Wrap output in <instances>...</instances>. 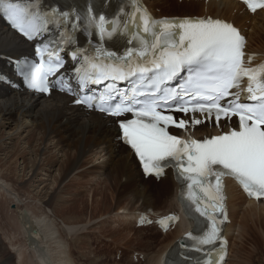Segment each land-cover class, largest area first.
Returning a JSON list of instances; mask_svg holds the SVG:
<instances>
[{"label": "snow or ice", "instance_id": "obj_1", "mask_svg": "<svg viewBox=\"0 0 264 264\" xmlns=\"http://www.w3.org/2000/svg\"><path fill=\"white\" fill-rule=\"evenodd\" d=\"M34 3V0H31ZM252 12L264 9V0H243ZM91 12V10H89ZM0 14L11 27L27 39L37 38L43 31V19L35 8L22 6L19 0H0ZM67 17V13L63 14ZM101 39L111 38L117 31L105 27V17L98 21L89 17ZM142 32L128 41L139 39L140 48H128L123 56L107 53L113 62L96 64L89 61L91 72L79 74L82 85L104 84L107 95L101 101L119 98V102L101 106L100 111L114 117L131 113L134 119L121 120L122 139L143 164L146 174L160 177L172 165L178 176L188 181L186 198L201 217L210 222L209 230L197 240L199 245L225 243L220 237L217 220L201 207L194 186L219 207L220 216L226 219L223 201V177L232 176L243 186L249 196L264 197V65L257 69L244 67L245 38L232 24L219 19H167L153 23L147 10H143ZM68 37L65 42H70ZM47 48V45H44ZM39 51V49H38ZM76 60L77 52L72 53ZM88 61V57H83ZM62 62L41 63L29 78V85L41 92L51 93L48 76L58 72ZM187 73L184 82L172 87L171 82ZM247 77L246 91L251 103H240L239 96L231 92L239 88ZM118 81H127L130 88L123 92ZM233 99L228 100L227 97ZM95 97L77 99V104H89ZM225 103H221V101ZM200 112L208 118L214 115L219 124L222 117L238 116V129L203 140L182 139L167 131L169 125L186 128L189 121L166 114ZM203 121L195 119L192 124ZM214 181V187L212 183ZM184 195V193H182ZM173 220L178 219L172 217ZM189 238L197 239L192 233ZM202 250V249H198Z\"/></svg>", "mask_w": 264, "mask_h": 264}, {"label": "bare ground", "instance_id": "obj_2", "mask_svg": "<svg viewBox=\"0 0 264 264\" xmlns=\"http://www.w3.org/2000/svg\"><path fill=\"white\" fill-rule=\"evenodd\" d=\"M159 2L162 3V7L167 12H197L205 9L208 12L206 15L215 13L214 15L217 17H228L229 20L235 21L240 26L241 23L243 24V22L252 17L250 13L243 9L241 4L234 0H159ZM256 14L264 15V10ZM250 36L252 37V34ZM250 41L251 39L249 38ZM29 47L30 45L21 36L10 30L0 18V73L9 68L7 56L20 57L23 53L29 51ZM253 51L264 53V46ZM234 123V119H225L220 122L218 127L208 121L206 124H202V127L198 128L197 131H216L227 128ZM7 126L10 127L8 130L9 134H13V132L19 133L23 126L29 127L27 143H29L30 147L33 141L36 143L33 147L36 152L35 159L40 153L39 150L43 151L48 144H54L57 148L63 150L67 166L65 170L63 169V175L71 173L76 168L78 170L83 169L85 166H82V163L88 152L105 151L107 155L106 166L104 165L105 169L98 173L99 176L100 174L105 175L104 177L110 183L111 190L116 195H120L118 197L120 201L123 198L129 200V203H133V205L135 203L138 204L136 208H130L125 205L122 208V212L118 210L119 212L117 213L123 216L121 219L126 225L132 222L134 215L139 211L153 210L154 207L163 204L164 200H170L169 206L174 207L176 210L181 209L177 198L178 188L172 179L171 173L166 171L161 176L162 180L159 184L152 177L146 180L131 150L127 145L121 143L116 121L103 116L101 113L73 105L66 94L51 92L47 96H37L23 90L11 89L0 83V131L4 132L2 129ZM35 167L36 162L34 161L31 164L30 177L28 179H34ZM0 172L2 171L0 170ZM142 180L144 184L141 183ZM145 181L151 182L155 194H153L151 187ZM154 183L157 185H154ZM6 184H8V187L5 186ZM11 184L10 179L0 175V194L8 195L10 199H14L18 203L16 210L7 209L6 222L4 223H8L11 225L10 227L15 228L12 231V236L17 238V244L20 247L18 250L19 255H22L25 250L28 254L27 261L24 264H72L74 258L70 254L69 249L71 242L69 241V246L66 244L67 248L65 250L63 240L65 241L68 233L70 234L76 230L75 224L77 223L73 219L62 217L65 221L64 223L68 224L64 226L63 222H60L49 211L51 204L54 201L55 203L59 202L62 198L57 196L59 192L55 190L44 201L38 195H33L34 192H28L27 189L29 188H26L28 185H22L21 187H25L24 191L22 190L25 193L23 195H32L27 201V198L20 196L21 190L16 189ZM227 190L229 193L228 211L230 209L229 215L232 221L230 225H227L226 234L228 236L231 235V232L237 226L235 220L238 214L242 213L243 217L241 216V219L244 224L241 231L244 233L242 236L247 233L250 239L256 242L255 248L260 256L264 257V203L257 205L255 202L249 201L243 209L244 211L236 209L237 207L234 209L233 206L235 204L231 203V199L236 193L241 195L244 200L246 198L234 184H229ZM140 199H142V202H140ZM156 199H158L157 202ZM248 214H250L249 217L247 216ZM49 215L53 218H50ZM192 226L193 222L181 214L178 224L166 231L171 233L174 230L176 237H178ZM59 233L62 235H58ZM18 238H20V241ZM163 241L160 240L159 248L155 247L154 250L146 252L143 264L156 259L157 252L160 249L162 251L161 243ZM231 244L227 264H231L233 257ZM25 245L28 248H24ZM168 246H165L164 252L160 251L159 253L162 255L160 258L161 264H164ZM13 259L15 260V257L11 256L10 252L6 251L0 243V264H15ZM92 261L95 260L90 259V263ZM131 264L134 263L132 262Z\"/></svg>", "mask_w": 264, "mask_h": 264}, {"label": "rangeland", "instance_id": "obj_3", "mask_svg": "<svg viewBox=\"0 0 264 264\" xmlns=\"http://www.w3.org/2000/svg\"><path fill=\"white\" fill-rule=\"evenodd\" d=\"M149 2L153 4L158 13H172L165 11L159 0H149ZM198 12L202 11L199 10ZM182 13L186 12L177 14ZM256 16L258 18L252 16L249 21L247 20L244 23V28L249 35L252 34V37L250 36V47L252 49L264 46V15ZM9 129L10 127L7 126L2 129L4 132L0 131V170L2 171L0 175L10 179L13 186L21 190L20 196L27 198V201L32 195H23L22 190L24 191L25 187H21L22 185H28L26 187L29 188L27 189L28 192H34L33 195H38L44 201L55 190L59 192L57 196L62 198L57 203L54 201L49 211L60 222H63L64 226L68 224L64 223L63 218L73 219L77 223L75 224L76 230L70 234L68 233L65 241L63 240L65 250L67 248L66 244L69 246L71 242L69 249L74 258L72 264H131L132 262L143 264L146 252L154 250L155 247L157 248L160 240H164L161 243L164 252L173 237H176L174 231L163 233L155 226L138 227L133 220L129 225L124 224L121 219L123 216L117 213L118 210L122 212L125 205L136 208L138 204L133 205V203H129V200L123 198L120 201L118 198L120 195H116L111 190L110 183L105 179V175L100 174L99 176L98 173H101L106 166L107 155L104 151L88 152L82 163V166H85L83 169L78 170L76 168L71 173L63 175V169L65 170L67 167L63 150H60L54 144H48L43 151L39 150L40 153L35 159L36 152L33 147L36 143L33 141L31 147L27 143L29 127L23 126L19 133L13 132V134H9ZM33 160L36 162V172L34 179H28ZM154 181L157 184L160 183L156 179ZM141 183L144 184V181L142 180ZM145 183L151 187L153 194H155L151 182L145 181ZM157 184L154 183V185ZM5 186L8 187V184ZM140 200L142 202V199ZM232 201L235 204L234 209L235 207L240 210L244 209L243 199L237 200L234 196ZM169 203L170 200H164L163 204L154 207V210L159 214L173 210L174 208L169 206ZM17 204V201L10 199L8 195L0 194V243L6 251L10 252L11 256L15 257V260L13 259L15 264H24L27 261L28 254L25 250L22 255H19L18 250L20 247L17 244V238L12 236V231L15 228L10 227L11 225L8 223H4L6 222L7 209L16 210ZM3 211L5 214H3ZM44 214L46 213L44 212ZM241 216L242 213H239L235 220L237 226L231 232V250L233 252L231 264H264V257H261L255 248L256 242L252 241L247 233L242 236L244 233L241 231L244 224ZM247 216L249 217L250 214ZM49 217L53 218L51 215ZM5 235L9 236L6 237ZM58 235L62 234L59 233ZM24 248H28V246L25 245ZM160 251L161 249L157 252L156 259L148 261L147 264H161L160 258L162 255L159 254ZM24 254L25 256H23ZM90 259L95 261L90 263Z\"/></svg>", "mask_w": 264, "mask_h": 264}]
</instances>
